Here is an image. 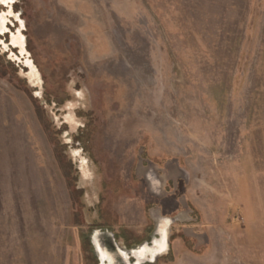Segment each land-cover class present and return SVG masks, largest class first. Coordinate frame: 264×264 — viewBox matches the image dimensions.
Wrapping results in <instances>:
<instances>
[{
    "label": "rangeland",
    "instance_id": "374dc122",
    "mask_svg": "<svg viewBox=\"0 0 264 264\" xmlns=\"http://www.w3.org/2000/svg\"><path fill=\"white\" fill-rule=\"evenodd\" d=\"M12 9L0 264H85L99 220L129 243L170 220L155 264H264V0Z\"/></svg>",
    "mask_w": 264,
    "mask_h": 264
},
{
    "label": "flooded vegetation",
    "instance_id": "af4514ba",
    "mask_svg": "<svg viewBox=\"0 0 264 264\" xmlns=\"http://www.w3.org/2000/svg\"><path fill=\"white\" fill-rule=\"evenodd\" d=\"M14 2L15 0H0L1 5L5 4L8 7L7 10L5 9L0 12V40L3 34H9L11 32L9 30V28H11L10 22H8L10 16L15 18L14 21H10L19 25L16 19L18 16L12 9V3ZM20 20L22 22L20 23V29L18 31L20 34L17 35L11 32V38L13 44L19 45L20 48L23 49L25 39L21 35L23 32L22 28H25V21L23 18ZM0 45H2V43H0ZM6 51L8 54L11 52L17 55L20 54L18 47L15 46L13 48L11 46V48ZM23 66L27 67L25 64H23ZM85 166L88 168L86 163ZM81 167L84 168V166ZM85 174L83 175L87 178ZM97 223L100 225L95 227L89 236H86L90 250L88 253L86 252L85 258L89 257L91 260L89 261L86 259L85 264H155L157 258L161 255L155 252L157 251L160 241L163 239L164 235L167 234L169 222L168 220L162 221L157 228L148 233L146 239L132 243L128 242V238L122 234L121 231H115L110 226L102 225L101 220L97 221Z\"/></svg>",
    "mask_w": 264,
    "mask_h": 264
},
{
    "label": "bare ground",
    "instance_id": "6f19581e",
    "mask_svg": "<svg viewBox=\"0 0 264 264\" xmlns=\"http://www.w3.org/2000/svg\"><path fill=\"white\" fill-rule=\"evenodd\" d=\"M168 222H169L168 223V228H169L170 220H168ZM166 235H167V239H165V240L163 239V242L160 245H158V248L160 247L162 251L165 250V249H167V247H168V229H167V234ZM160 253H159V251L156 252V254H160Z\"/></svg>",
    "mask_w": 264,
    "mask_h": 264
},
{
    "label": "crops",
    "instance_id": "0c3cea01",
    "mask_svg": "<svg viewBox=\"0 0 264 264\" xmlns=\"http://www.w3.org/2000/svg\"><path fill=\"white\" fill-rule=\"evenodd\" d=\"M164 237H165V238H164ZM164 237H163L164 240L167 239V235H164ZM163 239L160 241L159 245L163 242ZM157 251H159V253L161 252L160 254H162V253H164V251H166V249L162 251L161 248L159 247V248H157ZM157 251H156V252H157ZM156 252H155V253H156Z\"/></svg>",
    "mask_w": 264,
    "mask_h": 264
}]
</instances>
